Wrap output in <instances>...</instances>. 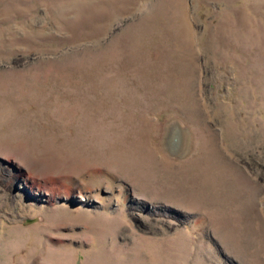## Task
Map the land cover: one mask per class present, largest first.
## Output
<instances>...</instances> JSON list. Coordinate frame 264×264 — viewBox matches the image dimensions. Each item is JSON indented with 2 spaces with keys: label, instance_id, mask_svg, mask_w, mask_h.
I'll use <instances>...</instances> for the list:
<instances>
[{
  "label": "rangeland",
  "instance_id": "rangeland-1",
  "mask_svg": "<svg viewBox=\"0 0 264 264\" xmlns=\"http://www.w3.org/2000/svg\"><path fill=\"white\" fill-rule=\"evenodd\" d=\"M0 264H264V0H0Z\"/></svg>",
  "mask_w": 264,
  "mask_h": 264
},
{
  "label": "bare ground",
  "instance_id": "bare-ground-1",
  "mask_svg": "<svg viewBox=\"0 0 264 264\" xmlns=\"http://www.w3.org/2000/svg\"><path fill=\"white\" fill-rule=\"evenodd\" d=\"M170 135H171V138H170V144H169V146H170V149L173 151V150H175V148L177 146L176 143H177V140H178V137H179V131H178V129H174ZM71 189H72L71 187L64 186L63 187V191H61V193H59L58 195H60V194L63 195L64 194L66 197L72 198V196H74V195H71L70 194V190ZM49 197H50L49 199L52 198L51 200L53 201V200L56 199L57 196L55 195V193L52 194L51 192H49Z\"/></svg>",
  "mask_w": 264,
  "mask_h": 264
}]
</instances>
